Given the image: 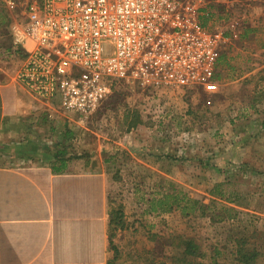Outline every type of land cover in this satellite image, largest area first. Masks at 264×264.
<instances>
[{
  "label": "rangeland",
  "instance_id": "374dc122",
  "mask_svg": "<svg viewBox=\"0 0 264 264\" xmlns=\"http://www.w3.org/2000/svg\"><path fill=\"white\" fill-rule=\"evenodd\" d=\"M205 1L200 22L205 18L203 25L224 37L219 89L210 105L204 102L207 94L192 91L185 98L170 93V105L155 106L157 100L119 81L95 111L66 118L72 134L60 140L65 157L93 162L109 177L112 222L105 264H176L181 236L194 238L205 262L215 254L217 261L230 263L237 232L264 230V29L249 21L259 15L264 22V0ZM17 15L18 9L0 2V66L14 72L20 59L10 56L8 30ZM41 132L53 146L49 125ZM175 196L180 204L198 199L212 214L233 206L237 216L160 209L159 200L172 203ZM255 264H264V255Z\"/></svg>",
  "mask_w": 264,
  "mask_h": 264
},
{
  "label": "built area",
  "instance_id": "2783aa9c",
  "mask_svg": "<svg viewBox=\"0 0 264 264\" xmlns=\"http://www.w3.org/2000/svg\"><path fill=\"white\" fill-rule=\"evenodd\" d=\"M205 0H4L18 15L16 80L67 113L87 115L122 81L155 106L219 89L222 33L200 22Z\"/></svg>",
  "mask_w": 264,
  "mask_h": 264
},
{
  "label": "crops",
  "instance_id": "0c3cea01",
  "mask_svg": "<svg viewBox=\"0 0 264 264\" xmlns=\"http://www.w3.org/2000/svg\"><path fill=\"white\" fill-rule=\"evenodd\" d=\"M251 18L264 29L259 15ZM9 32V53L15 57ZM17 56L19 67L22 57ZM15 74L0 66V264H105L110 254L108 174L93 162L65 157L60 140L68 130L72 134L66 118L74 113L36 97ZM45 125L54 133L53 146L44 141ZM33 157L38 162H27Z\"/></svg>",
  "mask_w": 264,
  "mask_h": 264
},
{
  "label": "trees",
  "instance_id": "16d2710c",
  "mask_svg": "<svg viewBox=\"0 0 264 264\" xmlns=\"http://www.w3.org/2000/svg\"><path fill=\"white\" fill-rule=\"evenodd\" d=\"M201 23H206L205 18L201 20ZM187 96H189V94ZM66 134L69 138L71 132L68 130ZM63 154V150H58L56 156L62 158L64 156ZM213 192L214 194H218L221 198H225V193L223 191L214 190ZM175 197L176 198L172 201V203H168L165 200L161 199L157 204L161 205V210L166 211L170 210L173 207H179L184 214H210L211 217L218 219L224 215L227 219L235 218L237 216L236 211L233 212V206L223 208L220 213L212 214V212H208L206 210L207 205L198 199L187 197L185 199V202L183 204H180L178 196ZM227 200L235 201L236 203H238L237 197H227ZM110 221L112 222L111 219ZM231 239L235 248L233 252V260L230 263L217 261L215 254L211 258L210 263L205 262L203 260L204 252L200 249L198 243L191 236H181L180 244L182 249L180 250V254L175 256V262L176 264H255L257 258L261 255H264V230L254 229L248 233L240 231L237 232L236 235H234ZM216 254H218V252Z\"/></svg>",
  "mask_w": 264,
  "mask_h": 264
}]
</instances>
